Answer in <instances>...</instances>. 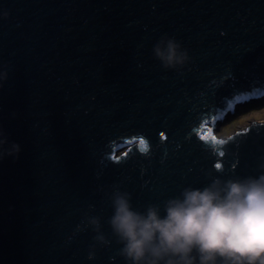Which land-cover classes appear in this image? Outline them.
Returning a JSON list of instances; mask_svg holds the SVG:
<instances>
[{
	"label": "water",
	"instance_id": "95a60500",
	"mask_svg": "<svg viewBox=\"0 0 264 264\" xmlns=\"http://www.w3.org/2000/svg\"><path fill=\"white\" fill-rule=\"evenodd\" d=\"M164 36L188 52L183 68L154 57ZM3 65L0 126L21 152L0 162V264H125L114 191L144 211L261 174L264 121L216 131L264 96V0H0Z\"/></svg>",
	"mask_w": 264,
	"mask_h": 264
},
{
	"label": "clouds",
	"instance_id": "9594fccd",
	"mask_svg": "<svg viewBox=\"0 0 264 264\" xmlns=\"http://www.w3.org/2000/svg\"><path fill=\"white\" fill-rule=\"evenodd\" d=\"M8 16L3 12V19ZM153 53L165 70H179L189 61L181 44L167 36ZM7 68L0 70V87L8 80ZM20 152L0 126V162L18 160ZM260 168L258 177H216L202 188L186 187L162 207L149 204L144 211L133 207L130 193L114 191L107 224L121 245L120 257L125 264H264V164ZM87 223L97 243H110L99 217H87ZM94 258L89 252L88 259Z\"/></svg>",
	"mask_w": 264,
	"mask_h": 264
},
{
	"label": "rangeland",
	"instance_id": "374dc122",
	"mask_svg": "<svg viewBox=\"0 0 264 264\" xmlns=\"http://www.w3.org/2000/svg\"><path fill=\"white\" fill-rule=\"evenodd\" d=\"M251 121H264V96L250 100L243 105H238L229 113L222 123L217 124L216 134L228 136L238 129L247 127Z\"/></svg>",
	"mask_w": 264,
	"mask_h": 264
},
{
	"label": "snow or ice",
	"instance_id": "6c2138e0",
	"mask_svg": "<svg viewBox=\"0 0 264 264\" xmlns=\"http://www.w3.org/2000/svg\"><path fill=\"white\" fill-rule=\"evenodd\" d=\"M200 138H201L202 140H206V139H208L207 136H203V135H202ZM212 141H213L215 144H223V143H224V141L217 140V139L215 138V136L212 137ZM140 145H141L142 150L147 151V144H146V142H145L143 139L140 141ZM219 155L222 156V155H223V152H220ZM215 167H216L217 169H219V168L221 167V164H220L219 162H217V163L215 164Z\"/></svg>",
	"mask_w": 264,
	"mask_h": 264
},
{
	"label": "bare ground",
	"instance_id": "6f19581e",
	"mask_svg": "<svg viewBox=\"0 0 264 264\" xmlns=\"http://www.w3.org/2000/svg\"><path fill=\"white\" fill-rule=\"evenodd\" d=\"M238 106V105H237ZM219 135V134H218Z\"/></svg>",
	"mask_w": 264,
	"mask_h": 264
}]
</instances>
